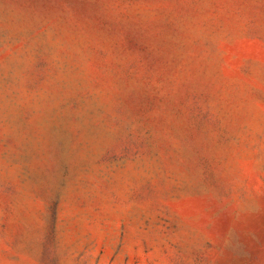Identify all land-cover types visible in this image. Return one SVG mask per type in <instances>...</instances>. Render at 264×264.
Masks as SVG:
<instances>
[{"label": "rangeland", "instance_id": "obj_1", "mask_svg": "<svg viewBox=\"0 0 264 264\" xmlns=\"http://www.w3.org/2000/svg\"><path fill=\"white\" fill-rule=\"evenodd\" d=\"M0 264H264V0H0Z\"/></svg>", "mask_w": 264, "mask_h": 264}]
</instances>
